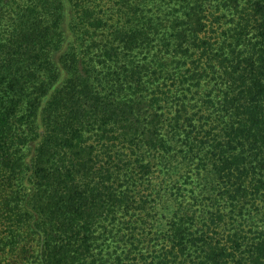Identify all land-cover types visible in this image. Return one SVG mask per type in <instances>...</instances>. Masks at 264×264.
<instances>
[{"label":"trees","instance_id":"1","mask_svg":"<svg viewBox=\"0 0 264 264\" xmlns=\"http://www.w3.org/2000/svg\"><path fill=\"white\" fill-rule=\"evenodd\" d=\"M0 264H264V0H0Z\"/></svg>","mask_w":264,"mask_h":264}]
</instances>
